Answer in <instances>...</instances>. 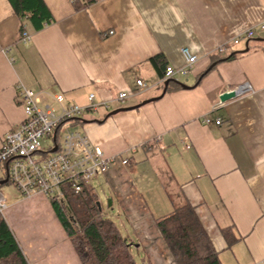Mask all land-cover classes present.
Returning a JSON list of instances; mask_svg holds the SVG:
<instances>
[{
	"label": "crops",
	"instance_id": "obj_1",
	"mask_svg": "<svg viewBox=\"0 0 264 264\" xmlns=\"http://www.w3.org/2000/svg\"><path fill=\"white\" fill-rule=\"evenodd\" d=\"M43 2L50 22L36 30L28 21L24 43L23 21L0 0V147L25 117L19 86L52 107V93L85 107L94 94L111 108L65 123L59 135L76 129L119 158L92 187L109 193L104 214L134 244L139 264H176L156 220L185 204L221 264H264V32L231 42L264 21V0ZM183 48L198 62L163 82L166 67L184 65ZM245 84L252 92L221 101ZM123 92L124 106L111 102ZM206 117L221 124L205 125ZM7 179L0 167V187ZM6 210L28 264H82L50 199L22 197Z\"/></svg>",
	"mask_w": 264,
	"mask_h": 264
},
{
	"label": "built area",
	"instance_id": "obj_2",
	"mask_svg": "<svg viewBox=\"0 0 264 264\" xmlns=\"http://www.w3.org/2000/svg\"><path fill=\"white\" fill-rule=\"evenodd\" d=\"M26 28L21 33L24 43L31 41V36ZM257 30L264 32V21L257 27L239 34L231 42L237 44L242 39H252ZM111 34H113L111 32ZM229 44L219 47L218 52L223 53ZM184 65L179 68L166 67L163 82L172 80L178 75L187 76L198 62L199 58L190 49H181ZM138 86L146 88L143 81H138ZM18 102L24 111V120L16 129L10 130L2 138L0 147V167L7 170L8 182L24 198L43 195L48 199L62 201L65 199L67 189L76 193L89 189L92 182L105 175L117 164L118 157H106L101 148L93 145L89 138L76 129H66L59 136L61 127L70 121L82 118L89 111L98 108H111L110 102H97L96 96H89L88 106L68 104L64 95H50L56 107L43 105L40 94L25 88L18 87ZM235 92L236 96L252 92L249 84L240 86ZM225 94V93H224ZM223 94V95H224ZM129 98L126 92L120 93L111 102L124 106ZM205 125L221 124V119L213 121L205 118ZM47 141H51L47 145ZM49 155H45L47 150ZM54 149H57L54 152ZM123 165H128V160H122ZM7 209L6 198L0 191V215L3 216Z\"/></svg>",
	"mask_w": 264,
	"mask_h": 264
},
{
	"label": "trees",
	"instance_id": "obj_3",
	"mask_svg": "<svg viewBox=\"0 0 264 264\" xmlns=\"http://www.w3.org/2000/svg\"><path fill=\"white\" fill-rule=\"evenodd\" d=\"M8 1L23 21L21 33L28 21L36 30L50 22L43 0ZM161 59L162 56H158L152 61L158 64ZM50 153L48 149L45 155ZM50 202L82 264H139L132 252L134 244L123 236L117 223L104 214L99 194L92 185L81 193L67 189L64 200L50 199ZM156 224L176 264H221L192 205L176 208L157 219ZM0 264H28L1 215Z\"/></svg>",
	"mask_w": 264,
	"mask_h": 264
},
{
	"label": "rangeland",
	"instance_id": "obj_4",
	"mask_svg": "<svg viewBox=\"0 0 264 264\" xmlns=\"http://www.w3.org/2000/svg\"><path fill=\"white\" fill-rule=\"evenodd\" d=\"M62 132V131H61ZM62 133H60L61 135ZM59 135V136H60ZM94 182V181H93ZM96 184V183H95ZM0 191L2 192V194L5 196V198L7 199V206L9 207L11 202H16L19 199L22 198V196L20 195V193L12 186L9 184H4L3 186L0 187ZM99 194V193H98ZM107 196L109 197V193L108 195L106 193H104L102 191V193L99 195L100 197V202L103 205V208H105V213L107 214L108 212V203H107ZM7 211V210H6ZM169 249V248H168ZM138 263H140V260H137Z\"/></svg>",
	"mask_w": 264,
	"mask_h": 264
},
{
	"label": "water",
	"instance_id": "obj_5",
	"mask_svg": "<svg viewBox=\"0 0 264 264\" xmlns=\"http://www.w3.org/2000/svg\"><path fill=\"white\" fill-rule=\"evenodd\" d=\"M168 84V83H167ZM236 97V93L235 92H232V93H225L224 95L221 96V101L222 102H226L230 99H233ZM57 149H54V152H56ZM6 182H8V179L6 180Z\"/></svg>",
	"mask_w": 264,
	"mask_h": 264
}]
</instances>
